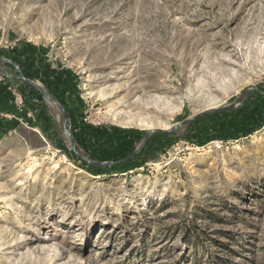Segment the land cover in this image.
<instances>
[{
	"label": "rangeland",
	"instance_id": "1",
	"mask_svg": "<svg viewBox=\"0 0 264 264\" xmlns=\"http://www.w3.org/2000/svg\"><path fill=\"white\" fill-rule=\"evenodd\" d=\"M260 81L264 0H0V264H264V86L108 163Z\"/></svg>",
	"mask_w": 264,
	"mask_h": 264
},
{
	"label": "water",
	"instance_id": "2",
	"mask_svg": "<svg viewBox=\"0 0 264 264\" xmlns=\"http://www.w3.org/2000/svg\"><path fill=\"white\" fill-rule=\"evenodd\" d=\"M16 78L26 81L27 83H29L30 85H32L33 87L38 89L45 98H47L49 101H51L52 103L57 105L59 107L61 113H62L63 124L65 125L66 121L68 120V115H67L66 110L64 109L63 105L60 102H58L55 98L51 97L44 89L40 88L34 81L23 76L21 72ZM260 86H264V81H260L256 84L251 85L248 88H246L243 92L244 97L239 103H238V96H237L231 101V103H229L227 105H223L220 107H214V108H210V109H205V110H203L199 113H196V114L192 115L191 117L181 121L180 123L174 125L170 129L153 128V129L147 130L144 133L140 144L136 147V149H134V151L130 155H127L126 157L118 159V160L108 161V163H110V164L120 163V162H123V161H126V160L132 158L134 155H136L140 151V149L144 146L147 139L149 138L150 134L153 132H158V133H162V134H166V135H173L180 129V127H182L185 124H189L190 122H192V120H194L200 116L208 115V114L215 113V112H223V111L233 110L239 104L243 103L255 88L260 87ZM70 139H71L72 143L74 144L72 138H70ZM73 144H71L72 147H73ZM80 157L85 159L87 162H89L90 164H93V165H103L106 163L104 161L103 162H101V161L100 162H93L89 159H86L83 155H80Z\"/></svg>",
	"mask_w": 264,
	"mask_h": 264
},
{
	"label": "crops",
	"instance_id": "3",
	"mask_svg": "<svg viewBox=\"0 0 264 264\" xmlns=\"http://www.w3.org/2000/svg\"><path fill=\"white\" fill-rule=\"evenodd\" d=\"M7 96L9 97L8 91L6 89V83H0V110L10 111L13 109L12 104L9 103Z\"/></svg>",
	"mask_w": 264,
	"mask_h": 264
},
{
	"label": "built area",
	"instance_id": "4",
	"mask_svg": "<svg viewBox=\"0 0 264 264\" xmlns=\"http://www.w3.org/2000/svg\"><path fill=\"white\" fill-rule=\"evenodd\" d=\"M18 103H21V101H20V99H18ZM213 147H221V142H215L214 144H213Z\"/></svg>",
	"mask_w": 264,
	"mask_h": 264
},
{
	"label": "trees",
	"instance_id": "5",
	"mask_svg": "<svg viewBox=\"0 0 264 264\" xmlns=\"http://www.w3.org/2000/svg\"><path fill=\"white\" fill-rule=\"evenodd\" d=\"M58 99V98H57ZM58 100H60V99H58ZM61 102V101H60ZM62 103V102H61ZM62 105H63V103H62ZM64 107H65V109L67 110V108H66V106L64 105Z\"/></svg>",
	"mask_w": 264,
	"mask_h": 264
}]
</instances>
